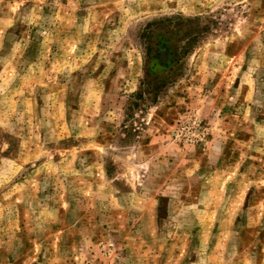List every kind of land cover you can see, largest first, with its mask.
I'll list each match as a JSON object with an SVG mask.
<instances>
[{
    "label": "rangeland",
    "instance_id": "rangeland-1",
    "mask_svg": "<svg viewBox=\"0 0 264 264\" xmlns=\"http://www.w3.org/2000/svg\"><path fill=\"white\" fill-rule=\"evenodd\" d=\"M0 264H264V0H0Z\"/></svg>",
    "mask_w": 264,
    "mask_h": 264
},
{
    "label": "built area",
    "instance_id": "built-area-1",
    "mask_svg": "<svg viewBox=\"0 0 264 264\" xmlns=\"http://www.w3.org/2000/svg\"><path fill=\"white\" fill-rule=\"evenodd\" d=\"M203 136H205V133L203 132Z\"/></svg>",
    "mask_w": 264,
    "mask_h": 264
}]
</instances>
